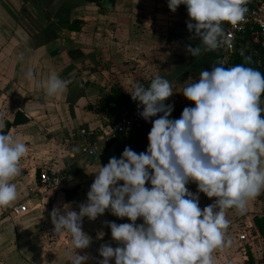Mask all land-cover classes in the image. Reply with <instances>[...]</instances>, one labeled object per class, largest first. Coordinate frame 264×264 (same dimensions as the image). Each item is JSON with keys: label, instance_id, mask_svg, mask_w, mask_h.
<instances>
[{"label": "crops", "instance_id": "obj_1", "mask_svg": "<svg viewBox=\"0 0 264 264\" xmlns=\"http://www.w3.org/2000/svg\"><path fill=\"white\" fill-rule=\"evenodd\" d=\"M100 1L0 0V122H13L17 114L27 118L8 133L29 146L20 161L21 174L13 181L17 199L0 207V264H69L75 251L89 256L86 264H98L102 245L117 246L106 221L124 223L127 218L107 210L95 220L85 217L82 230L92 243L75 250L67 234L53 231L50 212L63 203L78 211L101 165L112 156L119 158L125 146L137 153L147 148L149 131L135 129L101 139L94 157L82 152L83 136L97 134L116 112L134 105L101 103L114 92L132 102L134 82L146 86L159 75L170 80L179 98L170 117L179 118L185 106H193L181 92L185 80L198 79L201 69L210 70L218 56L225 66L235 65L220 51L200 57L187 53L186 45L199 42L189 40L184 5L172 12L167 0H109L108 9ZM260 1L248 0L247 6ZM250 44L254 47L249 56L262 68L264 46L249 39L240 50ZM29 69L34 73L31 80L26 76ZM53 72L69 81L57 96L47 95L41 86ZM49 169L60 173L61 187L46 195L33 193ZM187 187L196 192L194 183ZM199 197L201 208L215 199L203 193ZM20 204L28 209L25 215L9 213ZM226 216L231 245L213 253L216 264H264V191L248 202L243 214L228 209ZM244 233L249 240L242 244L239 236Z\"/></svg>", "mask_w": 264, "mask_h": 264}, {"label": "clouds", "instance_id": "obj_2", "mask_svg": "<svg viewBox=\"0 0 264 264\" xmlns=\"http://www.w3.org/2000/svg\"><path fill=\"white\" fill-rule=\"evenodd\" d=\"M247 2L167 0V6L172 12L186 6L189 40L199 42L186 45V51L200 57L232 47L224 25L243 22ZM26 76L31 80L33 71ZM68 83L53 72L41 86L57 96ZM181 92L193 106L170 118V80L156 75L146 86L134 82L131 99L152 125L146 150L137 153L125 146L119 158L112 156L100 166L78 211L63 203L50 212L53 231L67 234L75 250L92 243L82 230L85 217L95 220L107 210L127 218L124 223L106 221L117 246L102 245L98 264H216L213 253L231 245L226 210L243 214L264 191V73L246 63L225 66L218 56L198 79L185 80ZM28 150L19 136L0 131V207L17 199L13 181ZM190 183L196 192L189 190ZM200 193L215 199L201 208ZM88 260L75 251L69 264Z\"/></svg>", "mask_w": 264, "mask_h": 264}, {"label": "built area", "instance_id": "obj_3", "mask_svg": "<svg viewBox=\"0 0 264 264\" xmlns=\"http://www.w3.org/2000/svg\"><path fill=\"white\" fill-rule=\"evenodd\" d=\"M247 13L245 20L236 26L228 25L226 32L230 34L232 40V47L230 49L219 50L227 60H231V57L236 52L238 46H243L244 41L248 38L252 39L255 43H260L264 46V0L251 6H247ZM179 102V98L174 94L166 101V103H172L173 105ZM136 102L129 110H123L116 112L114 120L105 129H100L98 133L91 132L83 136L81 140L82 152L94 157L97 155L99 143L102 140L109 141L111 137H116L120 134L130 132L135 129L150 130L151 122L145 121L139 112L142 108L137 107ZM153 117L152 119H155ZM96 136V137H95ZM95 137V140H91ZM62 185L60 173L56 170L49 169L43 172L38 187L32 190L33 193H40L46 195L51 193ZM28 212L25 205H17L10 210V214L14 216H22ZM251 238V237H250ZM239 240L242 244L249 240V234L244 233L239 236Z\"/></svg>", "mask_w": 264, "mask_h": 264}, {"label": "trees", "instance_id": "obj_4", "mask_svg": "<svg viewBox=\"0 0 264 264\" xmlns=\"http://www.w3.org/2000/svg\"><path fill=\"white\" fill-rule=\"evenodd\" d=\"M248 38L243 42L244 44L247 43ZM254 45L253 44H250L249 45V48L245 51H241L240 50V46H238L236 52L233 54V56L231 57V59H233V62L234 64H242V63H246L247 66H250V67H253L255 69H258L260 70L262 73H264V58L261 59L262 60V63H263V67L262 68H258L254 63H253V58H251L249 55L251 53H253L252 49H253ZM245 57H250L251 60L250 62H247L245 60ZM109 103H113V104H124V105H133L136 103V101H132L130 102L128 100V98L126 96H124L122 93L120 92H114L110 98H108L105 102H102V107H105L107 106ZM27 122V118L23 117L21 114H17L15 116V119L13 122H6L4 124V127L3 129H1V131L5 132V133H8L9 130L14 127V126H17L19 124H23V123H26ZM142 130V129H140Z\"/></svg>", "mask_w": 264, "mask_h": 264}, {"label": "water", "instance_id": "obj_5", "mask_svg": "<svg viewBox=\"0 0 264 264\" xmlns=\"http://www.w3.org/2000/svg\"><path fill=\"white\" fill-rule=\"evenodd\" d=\"M100 5L103 7V8H108V9H111L112 6L110 5L109 3V0H101L100 1Z\"/></svg>", "mask_w": 264, "mask_h": 264}]
</instances>
